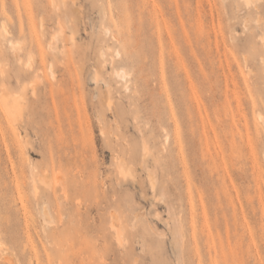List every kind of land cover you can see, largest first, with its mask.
Masks as SVG:
<instances>
[{"label":"rangeland","instance_id":"1","mask_svg":"<svg viewBox=\"0 0 264 264\" xmlns=\"http://www.w3.org/2000/svg\"><path fill=\"white\" fill-rule=\"evenodd\" d=\"M4 254L264 264V0H0Z\"/></svg>","mask_w":264,"mask_h":264},{"label":"bare ground","instance_id":"2","mask_svg":"<svg viewBox=\"0 0 264 264\" xmlns=\"http://www.w3.org/2000/svg\"><path fill=\"white\" fill-rule=\"evenodd\" d=\"M243 1L246 3V5H250V4L254 3V2H256L257 0H243ZM122 74H123L122 72H116V76L117 77H122ZM1 98H2V101H3L4 105H5V107L8 110V112L10 114L14 115V113L16 111H18V109H19L18 98L17 97H12L11 98V105L9 107H8V97H7V95L6 94H2ZM119 171H120L121 174L127 173V170L124 168L123 165L119 166ZM33 190H36V186L34 184H33ZM3 260H4V262L6 264H13L14 263V262H12V259L7 254L3 255Z\"/></svg>","mask_w":264,"mask_h":264}]
</instances>
